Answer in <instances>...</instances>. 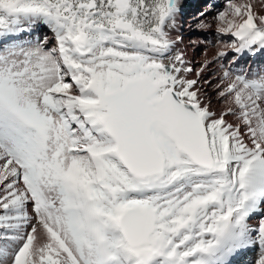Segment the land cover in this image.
Returning <instances> with one entry per match:
<instances>
[{"label": "snow or ice", "instance_id": "obj_1", "mask_svg": "<svg viewBox=\"0 0 264 264\" xmlns=\"http://www.w3.org/2000/svg\"><path fill=\"white\" fill-rule=\"evenodd\" d=\"M183 8L0 0V264H264V0L217 13L219 110Z\"/></svg>", "mask_w": 264, "mask_h": 264}, {"label": "rangeland", "instance_id": "obj_2", "mask_svg": "<svg viewBox=\"0 0 264 264\" xmlns=\"http://www.w3.org/2000/svg\"><path fill=\"white\" fill-rule=\"evenodd\" d=\"M183 3V15L179 21V34L183 39L178 48L183 51L185 59H188L190 64L192 63L191 66L194 70L196 69L195 66L203 65L195 63L196 59L204 60L206 58L208 60V65L205 69L207 78L205 80L208 81L206 83V92L213 101V107L219 110L226 105L224 102L218 101L217 86H224L221 84L220 77L224 69L230 66L229 62L232 59V53H228L227 60L217 58V53L224 49L225 43L229 38L220 37L217 34L216 16L219 11L226 7L227 0H183ZM188 19L192 21L188 22ZM241 69L244 71L264 69V55L244 58L239 65L233 68V71L239 72ZM229 119L231 120L232 118L229 117ZM248 257L247 254L242 260L247 261ZM251 264H254V262Z\"/></svg>", "mask_w": 264, "mask_h": 264}, {"label": "bare ground", "instance_id": "obj_3", "mask_svg": "<svg viewBox=\"0 0 264 264\" xmlns=\"http://www.w3.org/2000/svg\"><path fill=\"white\" fill-rule=\"evenodd\" d=\"M192 20H190V19H188V22H191ZM187 28V27H186ZM193 43V42H192ZM179 46V45H178ZM183 52V51H182ZM257 57V56H256ZM187 61H188V59H186ZM207 59L205 58L204 60H195L194 62L195 63H201V64H203V65H208V63H207ZM192 64V63H191ZM201 66L202 65H197V66H195L196 67V69L195 70H200L201 69ZM206 68H207V66H206ZM205 68V69H206ZM205 69L203 70V72H202V75H201V78H200V85H201V87L206 91V89H207V85H206V83H205V79H207L206 78V74H205ZM205 80V81H204ZM254 252V253H253ZM257 254H258V250H253V251H251V252H249L248 253V260L247 261H243V262H246V264H251V263H253L254 262V256H255V258H256V256H257Z\"/></svg>", "mask_w": 264, "mask_h": 264}]
</instances>
